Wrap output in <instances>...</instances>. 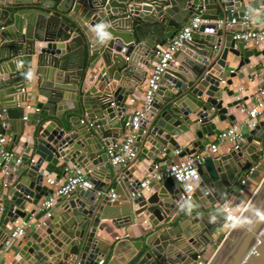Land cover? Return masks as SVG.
Returning a JSON list of instances; mask_svg holds the SVG:
<instances>
[{"label":"water","instance_id":"water-1","mask_svg":"<svg viewBox=\"0 0 264 264\" xmlns=\"http://www.w3.org/2000/svg\"><path fill=\"white\" fill-rule=\"evenodd\" d=\"M248 8L259 13L256 22L264 21V0H0V107L14 132L13 144L23 142L27 150L22 166L0 163L5 208L0 250L11 233L9 224L32 217L39 222L12 264H46L38 252L46 248L48 235L57 264H205L207 250L221 239L206 264H264V221L255 216L256 210L264 212V179L242 215L253 220L251 225L223 236L226 219L220 207L242 205L241 182L264 147V133L258 136L263 122L245 134L238 151L200 165L202 182L188 200L173 178L133 197L144 177L167 161L159 156L181 148L174 137L195 130L198 140L183 156L195 154L221 134L216 119L235 121L231 111L240 102L225 103L235 94L233 79L261 54L234 39L243 30L231 23ZM200 11L205 22L193 41L174 54L142 121L136 159L115 168L107 150L125 135L128 100L135 89L131 82L142 81L161 50ZM229 54L240 62L223 87ZM35 61L43 77L39 96L47 101H39L41 113L34 115L31 131L22 104L28 101L23 90ZM143 157L152 160L147 168ZM69 164L83 168L94 188L59 198L60 213L46 218L47 175L55 172L60 178ZM112 189L127 204L111 202L107 194ZM181 203H190L191 211L181 210ZM142 214L152 224L144 234L149 236L129 239L123 229ZM103 220L112 221L123 235L110 248L98 235L108 230Z\"/></svg>","mask_w":264,"mask_h":264},{"label":"built area","instance_id":"built-area-1","mask_svg":"<svg viewBox=\"0 0 264 264\" xmlns=\"http://www.w3.org/2000/svg\"><path fill=\"white\" fill-rule=\"evenodd\" d=\"M205 22L202 19V11L193 15V17L186 23L182 29L178 32L173 40H171L160 52L158 58L151 66L150 76L147 80L144 92V99L140 107L135 108L132 115L124 124L125 135L122 137V141H118L115 145L108 148L107 153L111 159V164L114 167L128 166L137 156V149L135 147L137 136L140 128L142 127V121L147 115L150 107L154 103L157 93L160 90L163 75L169 68V63L173 60L174 54L183 48L187 43L193 41L194 33ZM232 25H240L243 31L235 33V40H243L246 43H263L264 44V26L257 23L254 18L252 9L248 8L245 11L243 17L239 19H233ZM127 60H129L127 58ZM261 68L264 70V63H261ZM232 73H235V69H231L228 77L221 79V85L224 87L227 81L233 79L230 77ZM26 88L23 90L25 92ZM239 92H242L239 89ZM131 103H136V99H131ZM130 104V103H129ZM131 105V104H130ZM26 114L23 118L24 121H28V114L40 113L41 109L32 106L27 101L24 105ZM239 114L242 116V120L238 123L234 122L227 129L222 130L221 134L216 136L214 142H211L203 151L195 154H186L183 156L185 150L182 148L175 149L171 154L170 162L162 166L163 163L157 164L152 172H149L141 182L140 191L137 194H133V197H141L143 192H151L153 185L164 181L167 178H173L179 186L182 188L183 200H188L197 190L202 182L199 167L207 158L219 156L220 147L226 143L231 145V150L238 151L240 144L246 141L245 134L255 130L262 121H264V74L261 77V81L257 86L253 104L240 105L238 108ZM14 134L10 121L7 118L6 110L0 108V157L7 164H11L15 167L22 166L23 161L20 155L16 154L9 148V144L13 140ZM261 155L259 160L250 168L246 177L241 184L245 187L241 193L244 195L242 205H222L221 210L225 214L226 223L224 226L223 236L230 233L233 227L230 226L228 217H242L246 208L243 206L248 205L250 199L257 192L256 189L253 192L250 191V181L256 177L257 174L264 171V147L259 149ZM165 163V162H164ZM264 179V174L260 178V183ZM45 184L49 187L51 193L42 202V208L46 210V218H50L53 215V210L57 204V200L64 196H71L77 190H92L94 188L91 182L89 174L79 166H73L65 169V175L63 178H53L51 174L47 175ZM260 186V185H259ZM259 188V187H258ZM111 202H115L118 196L115 190L109 191L107 194ZM246 197V198H245ZM5 214V208H0V222L2 215ZM147 220L144 223L147 224ZM32 221L26 219H18L15 221L8 240L4 244V249H10L15 244L24 240L27 236V229L32 225ZM1 229V224H0Z\"/></svg>","mask_w":264,"mask_h":264},{"label":"crops","instance_id":"crops-1","mask_svg":"<svg viewBox=\"0 0 264 264\" xmlns=\"http://www.w3.org/2000/svg\"><path fill=\"white\" fill-rule=\"evenodd\" d=\"M254 18L256 21V19L259 18V13L254 15ZM257 23H260L261 25L264 26V21L257 22ZM247 47H249L250 49H257L261 54L259 57H253L251 59V63L249 65H246L245 67H243L242 71L236 76L235 79H233L234 82H233V85L230 87V90L234 91L235 94L233 97H227L226 98V101H225L226 104L228 102H233V101H239L240 105L249 106V105L253 104V97H254L255 90L261 81L262 75L264 74V70L261 68V63H264V44L263 43L257 44L255 42L254 43H247ZM163 49L161 50V52L163 51ZM178 61L181 62L182 58H180ZM239 62H240L239 58H235L234 56H232V54H229L228 60H227L228 67L224 70V77L225 78L228 77V74H229L231 69H236ZM37 64H38V62H36V61H35V63L33 62L32 69L28 70V72L30 74V80L26 84V90H25V93L26 92L28 93L29 103L32 104V106H36V107L38 106L39 101L40 102L41 101H43V102L47 101L45 98H42L39 96V88L38 87H39L40 81L43 80V77H40L38 75V71H37V67H36ZM217 67L218 66H216L215 69ZM49 69H51V68H49ZM149 76H150V72L147 73L142 78V81L138 82L137 84H136L135 80H133L131 82L132 83L131 86L133 85L135 89L133 92L130 93V98L128 100V103L131 104V106L128 110L129 116L134 113L135 108H138L141 106L143 99H144L145 86H146V83H147ZM5 77L7 78L8 76L6 75ZM118 84H119V82H118ZM161 85H163L162 82H161ZM239 89H241L242 92H239ZM133 98L136 99V103H134V104L131 103V99H133ZM204 99H207V96L204 95ZM22 105L24 106L25 103H23ZM67 105L69 107L71 106L70 103H67ZM40 113L28 114L29 120L27 121V123L30 125L31 131L33 130V127L31 126V123L33 121V117H34V115L40 114ZM231 113L235 116V121L226 120L224 122H220L219 120L216 119V121H215L216 124L220 125L222 130L227 129L234 122L238 123L242 120V116L239 114L238 108L233 109L231 111ZM262 122L264 123V121H262ZM12 133L14 134L13 130H12ZM263 133H264V127H262V129L259 131L258 136L262 135ZM174 138L177 139L180 147L182 149H184L185 151H186V149H192L193 143L198 140V138L195 134V130H191L189 133L185 134L182 137H174ZM122 139L119 141H122ZM215 139H216V137H213L210 140V143L214 142ZM250 147H251V145H250ZM9 148L12 149L16 154L20 155L21 157H24L25 155H27L26 154L27 150H25L23 142H20L18 145H14L13 140H12L11 143L9 144ZM201 151H203V150H201ZM198 152H200V151H198ZM230 152H231V145L229 143H226L220 147V151H219L218 155L223 156V155L229 154ZM172 153H173V151L171 152V154ZM171 154L169 156H165V154H162L159 156L161 159L167 158V161L165 163H163L162 166L164 164L170 162V158L172 157ZM246 157L248 159H251V155H249L247 152H246ZM245 160H246V158L243 160V163ZM2 161H3V159L0 157V163ZM142 163H143L142 164L143 167L147 168L152 163V160H148L146 157H143ZM135 165H136L137 169H139L138 172H141L143 169V167H140V166H142L141 163H136ZM73 166L74 165L69 164V166L67 168L73 167ZM118 168L119 167H117V169ZM60 174H62L60 178H63L65 175L63 171H61ZM263 174H264V171L260 172L259 174L256 175V177H254L250 181V185L248 188L250 191H252L254 186L260 185V178L263 176ZM0 175H2V173ZM51 176L53 178H55V177L58 178V176L55 172L52 173ZM105 182H107L106 179H105ZM124 189H126L125 191H127L128 190L127 186H125ZM42 201L44 202L45 198ZM115 203L116 204L118 203L121 206H124L125 204H127L125 202H121L120 197L117 198ZM2 206H3V201L0 197V208ZM119 208L122 210V207H119ZM28 209H29L28 211L30 212L31 209H33V207L29 206ZM135 209H137V206L135 207ZM60 211H61V207H57V204H56L55 208L53 210V215L55 216V215L59 214ZM148 219H149V216L147 214H142L139 220L132 222V226L129 228L123 229V231L126 230V233H127L129 239L142 240L146 236H149V235L145 236L144 235L145 232H149L152 229V224L150 221L148 222V224L144 223V220H148ZM31 221L33 224L30 227H28V229H27L26 240L29 236H31L35 232L36 228H38V226H39V222L34 217L31 218ZM101 223L107 225V229H108V230H104L103 232H98L99 237H102V240L104 242L103 244H105L106 247L110 248L111 244H113V246H114L115 244H117L118 242H120L122 240L123 235H122L120 229L115 227V225L112 223V221L103 220ZM0 224H1V229H0V240H1L3 238V234H4V233L2 234V230H3V226H4V216L3 215H2V219H1ZM13 226L14 225L9 224V226H7V227L9 229H11V228H13ZM223 232H224V229H223ZM50 237L51 236L48 235L43 239V243H46L47 246H46V248L41 249L40 252H38V254L42 253V256L46 259V261H45L46 264H57L59 262V260L56 258L58 253L55 251V248L51 246ZM24 240H21L19 243L15 244L10 249H7V250L1 249L0 250V264H12V262H14V260L17 259L18 253H19L21 246H22L21 245L22 241L23 242L26 241V240L25 241ZM218 241H216V244H214L212 247H210L207 250V253L204 256L205 264L211 259V257L214 255L215 251L217 250V247L220 244V241L219 242ZM64 253H65V251L63 248L61 251V255H63Z\"/></svg>","mask_w":264,"mask_h":264},{"label":"clouds","instance_id":"clouds-1","mask_svg":"<svg viewBox=\"0 0 264 264\" xmlns=\"http://www.w3.org/2000/svg\"><path fill=\"white\" fill-rule=\"evenodd\" d=\"M181 210L191 211V204L190 203H181L180 204ZM255 216L260 220L264 221V212H261L259 210L255 211ZM230 226L235 227H243L244 225H251L253 223V220L246 218V217H228Z\"/></svg>","mask_w":264,"mask_h":264},{"label":"rangeland","instance_id":"rangeland-1","mask_svg":"<svg viewBox=\"0 0 264 264\" xmlns=\"http://www.w3.org/2000/svg\"><path fill=\"white\" fill-rule=\"evenodd\" d=\"M260 184H261V183H260ZM258 187H259V185L254 186V187H253V192H254L256 189H258Z\"/></svg>","mask_w":264,"mask_h":264},{"label":"bare ground","instance_id":"bare-ground-1","mask_svg":"<svg viewBox=\"0 0 264 264\" xmlns=\"http://www.w3.org/2000/svg\"><path fill=\"white\" fill-rule=\"evenodd\" d=\"M243 208H246V205H245V206H243Z\"/></svg>","mask_w":264,"mask_h":264}]
</instances>
